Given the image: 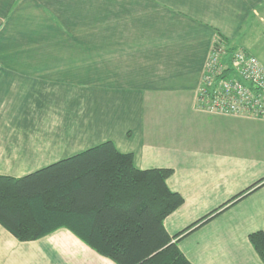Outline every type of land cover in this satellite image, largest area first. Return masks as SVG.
Returning <instances> with one entry per match:
<instances>
[{
  "label": "crops",
  "instance_id": "obj_1",
  "mask_svg": "<svg viewBox=\"0 0 264 264\" xmlns=\"http://www.w3.org/2000/svg\"><path fill=\"white\" fill-rule=\"evenodd\" d=\"M217 34L262 56L264 0H0V175L110 140L173 170L171 236L264 179V119L196 106ZM259 230L264 183L175 240L192 264H263ZM0 264L117 263L68 228L21 241L0 223Z\"/></svg>",
  "mask_w": 264,
  "mask_h": 264
},
{
  "label": "trees",
  "instance_id": "obj_2",
  "mask_svg": "<svg viewBox=\"0 0 264 264\" xmlns=\"http://www.w3.org/2000/svg\"><path fill=\"white\" fill-rule=\"evenodd\" d=\"M214 44L238 47L220 34ZM172 172L140 169L132 153L119 151L108 140L21 177L0 175V223L21 241L68 228L117 264H192L175 239L264 179L171 236L164 220L184 202L168 186ZM249 239L264 264V231L252 232Z\"/></svg>",
  "mask_w": 264,
  "mask_h": 264
},
{
  "label": "built area",
  "instance_id": "obj_3",
  "mask_svg": "<svg viewBox=\"0 0 264 264\" xmlns=\"http://www.w3.org/2000/svg\"><path fill=\"white\" fill-rule=\"evenodd\" d=\"M196 106L208 113L264 118V64L241 46L212 45Z\"/></svg>",
  "mask_w": 264,
  "mask_h": 264
},
{
  "label": "rangeland",
  "instance_id": "obj_4",
  "mask_svg": "<svg viewBox=\"0 0 264 264\" xmlns=\"http://www.w3.org/2000/svg\"><path fill=\"white\" fill-rule=\"evenodd\" d=\"M257 39L254 37V39L252 38L251 39V42H253V46L254 45H257V48H254V49H252L253 50V53H254V55H256L261 61H263L264 62V54L261 56V42H257L256 41ZM234 44H236L235 42H233ZM243 44V41H241L240 42V44H236V45H238V46H240V45H242ZM242 47V46H241ZM263 53H264V50H263ZM262 62V63H263ZM264 64V63H263ZM262 119H264V118H262ZM243 129V128H242Z\"/></svg>",
  "mask_w": 264,
  "mask_h": 264
}]
</instances>
